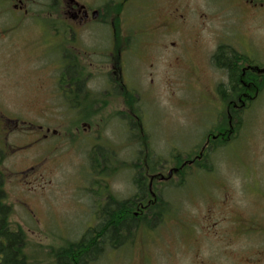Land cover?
Wrapping results in <instances>:
<instances>
[{"label": "rangeland", "instance_id": "1", "mask_svg": "<svg viewBox=\"0 0 264 264\" xmlns=\"http://www.w3.org/2000/svg\"><path fill=\"white\" fill-rule=\"evenodd\" d=\"M95 1L100 5L104 0ZM173 1H128L123 25L134 44L124 81L135 91L128 102L132 107L113 78L101 77L95 89L99 101L84 107L85 114L68 107L67 94L39 87L48 85L42 73H55L52 66L60 63L59 51L48 46L60 44V38L45 25L59 15L38 8L21 21L13 13L0 19L22 23L15 30L20 42L35 38L31 65L37 71L29 72L28 52L15 56L14 63L0 60V108L57 130L40 146L33 143L0 157L1 196L12 209L7 218L24 233L25 251L30 247L34 254L32 264H57L54 253L100 223L109 194L134 195L139 164L145 166L147 182L154 173L165 178L167 184L159 187L173 212L158 228L143 227L134 241L108 249L92 264H264V81L257 93H247L234 114L218 92L219 85L228 84V75L212 61L225 43L264 65V8L260 0H255L253 14L242 0H176L179 20L190 19L197 28L180 26L173 37L146 33L155 9ZM96 31L100 37L101 27ZM141 41L154 44L147 53L143 50V61ZM9 52L5 48V56ZM177 53L185 55L180 67L167 56ZM236 117L243 123L234 133ZM22 123L26 134L15 132L11 141L29 138ZM219 127L227 130L224 140L235 136L211 150L207 162L214 171L186 169L185 186L177 185L182 175L174 171L180 164L176 156L196 159ZM95 147L105 154L106 164L101 152L90 154Z\"/></svg>", "mask_w": 264, "mask_h": 264}, {"label": "flooded vegetation", "instance_id": "2", "mask_svg": "<svg viewBox=\"0 0 264 264\" xmlns=\"http://www.w3.org/2000/svg\"><path fill=\"white\" fill-rule=\"evenodd\" d=\"M128 1L129 0H104L101 2L102 4L99 5L95 0H0V19H2L6 13H13L16 15V17H14L21 21V18L34 13L38 8H40L39 11L59 15L57 21L45 22V25L53 34L59 36L60 38V44H57L56 46L48 44L50 50L54 49L59 51L60 63H56L52 66L56 67L55 69H58L55 70V73L53 71L50 73H42L46 77L48 85H40L39 87L48 93L50 91L63 92L67 94V99L71 100L70 106L68 107L77 109L78 111L80 110L81 114H85V110L90 102L95 103L99 101L96 99L98 96L96 93L98 92L95 91V89L99 86L96 83V80L101 77L113 78L115 86L118 85L117 87L122 94H124L127 89L133 91L129 89L124 81V75L127 76L129 70L128 64L130 61L128 56L131 54L134 44L132 36L126 34L123 25V11L127 7L126 4ZM175 2L176 0H174L171 5L163 4L155 9L152 15V20L145 26L146 33L152 36H154L153 34H158L163 35L162 37H169L170 35L173 37L176 34L177 29H180V26L188 30H195L197 28L196 24H191V22H189L190 19L183 21L179 20L176 7H174ZM242 2L245 4L244 7L250 9L251 14H253L255 11L254 4L256 1L242 0ZM41 3L44 4L41 5ZM258 3L264 8L263 0L258 1ZM117 4L122 5V9L119 13V38L117 37L118 31L116 26V11L114 9ZM20 21L18 24L0 21V60L2 63L4 61H8V64L11 62L14 63L15 56L28 52L26 57L29 62V72L34 75L37 73L32 66L34 62L35 50L30 42H32L35 38L33 36H27L29 41L22 43L20 42L19 37H15L20 33H15L17 26L20 27L22 24ZM36 26H38L39 30H42L40 29L41 26L39 24H36ZM99 26L101 27L100 37L96 35V30ZM165 28H168L167 34L164 32ZM171 32H173V34H169ZM5 38H8V40H5ZM159 40L160 39H158L156 44L157 46L159 44ZM186 43L189 42L186 41ZM153 45V43L141 41L140 60L147 53L149 46ZM159 46L169 48L166 43H160ZM145 47L146 53L144 54L143 50ZM5 48H8L10 51L6 56L4 54ZM167 56H170V60L172 59L179 67L184 64L183 61L185 55L181 57V54L177 53ZM4 57H7V60ZM248 57L252 59L249 54ZM141 61H143V59ZM260 64L253 59L251 62L244 60L241 63L240 96L238 99H231V101H228L227 103L232 106L234 114H239V110H237L239 106L238 103L249 97L247 93H257L259 91V84L264 81V65H262V63ZM219 69L226 71V69L223 68ZM30 74L28 76L29 80L31 79ZM249 77H253V79H249ZM29 88H31V86ZM87 100H89L88 104L86 103ZM82 109H84L83 113L81 111ZM227 114L229 115V106ZM234 122L237 123V119H235L233 123ZM20 123L28 126L29 138H27L28 136L26 135L27 140L22 142H19V140L13 142L10 140L12 134H15V132L25 133V129L20 127ZM231 123L232 122L230 120H227L226 124L228 125ZM86 124L89 125L88 123H85V125ZM50 131L51 133L57 132L56 129L51 130L49 125L37 124L33 118L26 122V119H21L16 115H8L0 108V157L4 159L6 154H10L12 152L15 154L16 148L21 149L29 147L33 143L40 146L48 139ZM226 131L220 130L222 137H224ZM217 136L218 135H213V138L215 139ZM234 136L231 133V138L229 137L228 139L227 136L226 140L229 141ZM209 142L210 138H207V144L205 143L197 157L200 158L202 154H204L206 148L209 147ZM44 160L46 161V157ZM41 164L42 161L34 167ZM177 170L175 168L176 172ZM158 176L159 180L165 179L162 175ZM2 190L0 191V203L2 205H6L1 196ZM8 207L10 208V206ZM3 211V209L2 211L0 210V228L4 225V221L8 223V228L6 230H0V264H10V260L8 259L9 250L12 251L11 253L13 254L14 259L22 262V264H32L34 254L31 252L30 247L29 251H25L24 246L26 243L24 233L20 229L18 230L12 227L8 220L10 214L12 213V209H9L6 220ZM10 237L18 238L16 240H12ZM18 239L19 241H17Z\"/></svg>", "mask_w": 264, "mask_h": 264}, {"label": "trees", "instance_id": "3", "mask_svg": "<svg viewBox=\"0 0 264 264\" xmlns=\"http://www.w3.org/2000/svg\"><path fill=\"white\" fill-rule=\"evenodd\" d=\"M114 9L116 11V26L118 31L117 37L119 38V13L122 9V5L117 4ZM212 60L215 66L226 69L228 73V84L219 85L218 92L221 95V98L227 103L228 101H231V99H238V97L240 96L239 91L241 90V63L244 60L247 62H251L252 59L248 56L246 57L237 49H234L231 46L222 43L217 47L215 53L212 56ZM249 79H253V77H249ZM134 94L135 93L133 91H130L128 89L125 90L124 95L128 96V98L126 99V103H128L129 100L133 98L132 95ZM251 103L252 102H250V104ZM127 105L131 109L132 106L129 103ZM237 117V123L239 122L240 124L241 120ZM239 124L237 125L235 123L233 129L235 130L234 133L237 130L240 131L242 125ZM220 129L223 130L221 127L218 128V136L215 139L213 138L214 134L212 135V137L210 138L209 147L206 148L204 154H202L200 158L197 157L193 160H184L180 155L176 156L177 162L180 163L177 167V172L182 175L181 183L177 185L181 187L185 186L184 182L186 180V169L195 167L200 171L203 170L204 172L214 171V165H212L211 167L208 166L211 150H215L221 146H225L227 143L233 140V138L229 141L224 140V137H222V135L220 134ZM101 151L102 150L100 147H95V149H93L90 154L92 153V155H94V153ZM99 155H102V161H105L104 164H106L107 160H105L104 158L105 154L101 152ZM92 159L94 162L96 161L94 158ZM93 166L96 167L102 165L99 163ZM136 167V193L128 198H118L112 194H109L107 203L101 206V210L99 212V219L101 218L100 223L97 226L87 228V230H85L79 240L68 242L65 247L59 249L56 253H54L57 264H92L93 262L98 260L108 249L116 250L130 243L129 241H134L136 234L143 227H148L152 230L158 228L163 223L164 216L166 214H169V212H173V210H170L169 202L162 197L163 195L161 194V190L159 187L162 183L164 185L167 184L165 183V179L164 181H160L159 176L155 175L154 173L151 175L150 179L147 182L148 177H146L145 166L139 164ZM152 167L154 168V166ZM153 168H151L152 171ZM97 171L99 172V169ZM1 190L2 187L0 186V191ZM2 209L4 210L3 213L5 214L6 220V216L10 208L0 203V210L2 211ZM7 228L8 223L4 221V225L0 228V230H6ZM17 238L18 237H10V239L12 240H16ZM17 241H19V239ZM11 252V250L8 251V259L10 260V264H22V262L14 259Z\"/></svg>", "mask_w": 264, "mask_h": 264}, {"label": "water", "instance_id": "4", "mask_svg": "<svg viewBox=\"0 0 264 264\" xmlns=\"http://www.w3.org/2000/svg\"><path fill=\"white\" fill-rule=\"evenodd\" d=\"M177 170V169H176ZM171 172V171H170Z\"/></svg>", "mask_w": 264, "mask_h": 264}]
</instances>
